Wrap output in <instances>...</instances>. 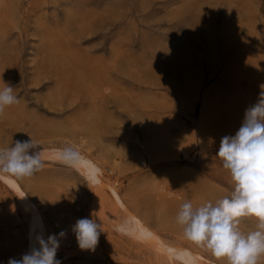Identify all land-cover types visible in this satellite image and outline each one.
Listing matches in <instances>:
<instances>
[{
  "label": "rangeland",
  "instance_id": "rangeland-1",
  "mask_svg": "<svg viewBox=\"0 0 264 264\" xmlns=\"http://www.w3.org/2000/svg\"><path fill=\"white\" fill-rule=\"evenodd\" d=\"M5 83L19 103L0 115V147L29 136L42 151L71 146L162 242L201 264H227L186 239L174 206L233 191L216 154L264 84V0H0V89ZM42 159L31 178H12L47 238L66 233L61 264H185L139 240L105 188ZM195 182L196 193L179 191ZM81 218L101 224L94 252L71 230ZM28 219L0 180V264L25 254ZM256 224L245 217L239 227Z\"/></svg>",
  "mask_w": 264,
  "mask_h": 264
},
{
  "label": "clouds",
  "instance_id": "clouds-1",
  "mask_svg": "<svg viewBox=\"0 0 264 264\" xmlns=\"http://www.w3.org/2000/svg\"><path fill=\"white\" fill-rule=\"evenodd\" d=\"M259 87L257 102L245 110L235 135L221 138L216 154L231 175L234 187L230 196L199 207L184 202L176 215L186 239L227 264H259L264 257V84ZM18 103L14 87L5 83L0 89V115ZM29 137L0 148V178L10 176L22 181L43 170L42 149ZM79 159V152L71 146L59 150V160L66 166L75 167ZM245 217L257 221L255 230H241L240 221ZM71 230L81 250L95 251L101 224L95 219L81 218ZM65 236L64 231L58 236L49 235L47 240L37 236L38 248H31L18 260L9 258L8 264H61L56 254L59 239Z\"/></svg>",
  "mask_w": 264,
  "mask_h": 264
},
{
  "label": "bare ground",
  "instance_id": "bare-ground-1",
  "mask_svg": "<svg viewBox=\"0 0 264 264\" xmlns=\"http://www.w3.org/2000/svg\"><path fill=\"white\" fill-rule=\"evenodd\" d=\"M0 148H7V147H0ZM61 149H63V148H51V149L43 150L42 151V158H44V159L49 158L50 160H53L55 162L56 161L60 162L59 150H61ZM70 168L79 172L85 178V180L90 185H92L93 187H95V188L99 187L100 189L105 188L107 190V193L109 194L111 200L118 207V209H120L123 212V214L125 215V217H124V218H126L125 220H131L133 222V224L135 225V228L137 230V237L139 240H141L142 242H145V243H150V245L151 244L154 245L157 252L159 251L160 254L171 255V254L175 253V254L179 255V257H181V259L185 262V264H201L200 261L197 259V257L199 259H201V257L197 256L196 255L197 253H193L187 248L177 247L175 245H171V244L162 242L159 239L158 235L151 229L147 220L144 218L142 219L140 216H138V214H136L137 212H135L132 208L129 209L130 207L128 208L123 203L122 199L117 194V192L112 187H110L104 183L102 175H101V169L98 167V165L95 162H93L87 156L80 154V159H79L78 163L75 165V167H70ZM97 169L100 170L99 176H97ZM0 180L21 201V203L23 205H25L26 209L29 212L25 253L29 252L31 250V248H33V247L38 248L39 245H38L37 239H36L37 236H41L45 240H47V233H46L45 225H44L43 220H42V216L40 215L36 206L28 199V197L24 193L22 187L20 186V184L14 178H12L10 176H4V177L0 178ZM199 185L200 184L197 182L192 183V184L180 185L179 191H181V193L182 192H184V193L190 192L189 194H191L193 191L194 192L199 191L203 188V187L200 188ZM216 194L217 193L214 192L215 196H216ZM178 205L174 206V207H176V210H177V211L175 210L174 212L179 211L181 204L178 203ZM174 207H173V209H175ZM193 207H196L195 204H193ZM168 209L169 208H166V210H168ZM171 209H172V206H171Z\"/></svg>",
  "mask_w": 264,
  "mask_h": 264
}]
</instances>
